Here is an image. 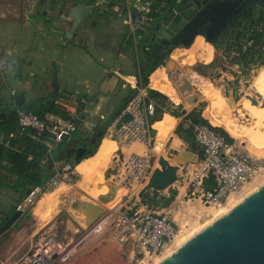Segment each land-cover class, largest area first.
<instances>
[{"label": "crops", "instance_id": "1", "mask_svg": "<svg viewBox=\"0 0 264 264\" xmlns=\"http://www.w3.org/2000/svg\"><path fill=\"white\" fill-rule=\"evenodd\" d=\"M111 1L112 5L99 7L107 12L103 15L97 12L96 0H0V106L5 100L14 99L17 105H21L44 95L55 94L51 66L53 62L57 63L60 83L55 100L57 107L69 118L75 119L83 133L100 135L101 129H104V136L94 155L80 158L74 165L69 163L78 179L70 186L75 192L87 196L91 191L102 187V181L108 182L110 179L121 183L128 179L126 186L135 185L130 181L128 157L134 152L142 153L146 147L139 143L123 146L106 137L105 132L121 115L127 98L138 85L142 65L151 69L148 90L164 94L186 111L183 113L177 107L186 115L191 111L189 109L193 102L189 103L185 99L190 94L182 99L178 96L180 93L183 95V92L172 78L179 70L178 63L174 61V68H171L168 58L175 51L191 50L198 38L205 39L204 35L197 34L189 47L177 45L165 55L166 63H158L163 58L156 52L161 43L158 28L162 21L157 23L156 20L145 29L143 39L148 38L147 46L140 45V39L137 38L135 46H131L127 38L138 29L133 23L131 10L122 0ZM79 4L90 7V10L83 13L79 28L73 36L68 37ZM200 43L202 42L199 41L193 50ZM60 49L62 53L56 59ZM192 61L199 65L206 64L197 59ZM185 69L187 68L183 72L188 75ZM196 81L205 86L202 80ZM181 121L182 117H176L168 111L162 113L153 123L154 150L155 147L175 150L188 147L186 141L175 132ZM157 122L166 125V134L159 130ZM2 139L0 136V141ZM64 141L69 142L70 147H79L71 134ZM185 157L187 158L186 155ZM66 164L56 162V172ZM170 164L177 167L172 161ZM169 188L176 191L175 198L160 211H170L179 223L192 218L194 215L184 208V203L194 200L200 205L202 200L191 198L187 185L180 180L166 190ZM17 199L18 195L12 189L2 187L0 183V209L7 211ZM41 200L42 210H46L44 197L37 204ZM18 212L16 221L23 216L22 211Z\"/></svg>", "mask_w": 264, "mask_h": 264}, {"label": "rangeland", "instance_id": "2", "mask_svg": "<svg viewBox=\"0 0 264 264\" xmlns=\"http://www.w3.org/2000/svg\"><path fill=\"white\" fill-rule=\"evenodd\" d=\"M254 1L251 0L249 4L253 5ZM254 5L256 13L263 7L262 1ZM198 39L202 43L196 50H193L196 47L194 46L191 50L175 51L168 58L178 63L179 70L172 77L175 83L179 86L186 78L193 83L192 90L183 92V95L180 93L178 96L182 99L190 94L185 98L189 103L193 102L189 110L200 109L203 117L211 125L229 133L233 138L231 143L235 149L257 161L262 167V173L258 179L246 183L239 195L231 196L221 205H208L203 202L197 205L194 200L184 203V208L190 210L191 215L194 216L181 223L175 219L178 227L176 239L166 246L161 256L146 258L144 260L146 264H156L174 252L180 242L229 211L235 203L264 183V65L244 72L239 64L230 62L226 43H220L219 47H216L207 38ZM228 39L229 37H224L222 34L216 40L228 41ZM236 54L237 52H232L231 57ZM192 59L206 64L199 65ZM185 67L188 75L183 72ZM196 79L202 80L205 86L198 84ZM246 95L256 97L258 104L249 102L245 98ZM151 100L154 104L161 102L160 99ZM169 101L178 107L173 100L169 99ZM186 146L192 151L189 144ZM187 148L180 147L175 150L169 147L165 149L155 147L152 168L146 180L136 182L129 168L130 181L135 183L134 186H126L128 179L121 183L112 179L108 181L107 178L108 182L102 181V187L91 191L89 196L75 192L72 186L65 183L46 189V192L40 194L34 204L23 212L21 219L12 220L8 224V228L0 237V255L9 262L15 261L30 249L40 232L51 230L59 235L61 243L55 264H138L142 256L134 252L133 237L128 234L122 238L123 232L125 234L127 231L131 232V221H124V217H131L136 213L161 212L163 207L155 206L153 203H143L146 193H150L153 197V191H157L150 184V180L155 170L162 169L161 158L169 163L174 162L176 156L181 153L178 151L182 149L188 151ZM186 159H193V156ZM114 166L117 168V163ZM117 188L120 192L114 195ZM171 189L173 188L158 193L168 195ZM105 194L114 197L109 202H102L100 196ZM41 197L46 199V210H42V200L37 204ZM78 201L101 205L103 211L100 218L93 224H88L86 215L73 206Z\"/></svg>", "mask_w": 264, "mask_h": 264}, {"label": "built area", "instance_id": "3", "mask_svg": "<svg viewBox=\"0 0 264 264\" xmlns=\"http://www.w3.org/2000/svg\"><path fill=\"white\" fill-rule=\"evenodd\" d=\"M110 1L96 0L95 5L108 6ZM122 1L131 10L135 27L146 29L153 24L154 11L163 7L166 0ZM155 5L159 7L155 8ZM148 98V88L136 85L121 115L105 132L106 137L116 140L123 146L139 143L146 147L144 152H134L128 157L127 164L136 182L146 180L152 168L155 142L153 119L156 116V106L152 100L147 102ZM17 114L22 130L33 129L36 136L48 134L47 144L50 152L62 141L64 134H71L77 128L73 118L55 114H47L41 118L23 110H19ZM124 117L127 119L124 120ZM193 128L196 140L203 149V157L196 155L195 160L186 162L178 172V180L187 185L191 198H200L208 205H221L231 196L239 195L246 183L260 177L262 167L259 163L249 155L237 151L223 134L208 124H196ZM210 175L214 177L216 183L213 189L207 188L204 184ZM76 179L77 175L71 164L67 163L61 170L55 172L45 185L34 187L17 209L27 211L46 189L58 187L62 183L74 184ZM124 221H131V232L127 231L126 234L123 232L122 238L128 234L133 237L134 252L142 256L138 264H146L144 260L148 257L161 256L166 246L178 235V227L170 211L136 213L131 217L125 216ZM60 249L59 235L54 231L44 230L34 239L25 254L12 262L0 255V264H55Z\"/></svg>", "mask_w": 264, "mask_h": 264}, {"label": "trees", "instance_id": "4", "mask_svg": "<svg viewBox=\"0 0 264 264\" xmlns=\"http://www.w3.org/2000/svg\"><path fill=\"white\" fill-rule=\"evenodd\" d=\"M178 0H166L163 7H159L158 11H154V21L157 23L163 21L164 14L167 10L177 3ZM262 1L263 7L258 13L255 12L256 3ZM113 2L110 1L109 6ZM97 12L106 15V11L97 7ZM153 21V23H154ZM145 29H137L133 35L127 38L128 44L135 46V38L140 39V45L147 46L149 42L145 37ZM224 37H229L228 41L212 40V44L219 47L220 43H226L228 46V58L230 62L237 63L241 66L244 72H249L256 67L264 65V0H255L253 5L249 3L243 6L235 13L233 18L228 23L223 32ZM148 37V36H147ZM161 39V38H160ZM159 39V40H160ZM161 42V40H160ZM139 45V46H140ZM237 52L231 57L232 52ZM157 54L165 52L163 58L158 60V63H166L165 55L169 50H164L159 47L156 50ZM213 64V63H212ZM151 69L142 65L141 71L138 74V84L147 87L149 83V75ZM149 98L160 99L161 102L156 103V116L153 122L158 120L163 112L168 111L176 117H182V121L177 125L176 134L186 141L192 148V151L200 158L203 157V149L196 140L193 126L196 124H208L221 134H223L229 142H233V138L224 129L215 127L205 119L200 109L194 108L188 114L183 113L169 101L167 97L156 90H148ZM133 92L127 98L124 107L133 95ZM56 94H48L39 98H35L21 105H17L14 99L5 100L0 106V136L3 139L0 141V183L1 186H7L12 189L17 195L16 203L7 211L0 209V234L7 228L8 224L17 217V206L24 200L30 191L37 186L45 185L49 179L55 174V163L64 162L74 165L78 162L75 159L76 155L70 152L69 142L60 141L54 151H49L47 140L48 134L36 136L33 129L27 128L22 130L18 123V111L23 110L38 115L44 118L47 114L61 115L69 118L68 115L55 104ZM127 117H124V120ZM76 121V120H75ZM77 123V121H76ZM188 123L189 125H186ZM72 139L76 141L78 146L86 148L81 159L92 156L96 153L100 144L101 138L104 136V129H101V134H86L80 129L77 123V128L71 133ZM205 186L213 189L216 185L214 177L210 175L205 180ZM154 196L146 193L143 198V203H153L155 206L166 207L174 200L176 191L171 189L168 195H161L158 191H153Z\"/></svg>", "mask_w": 264, "mask_h": 264}, {"label": "water", "instance_id": "5", "mask_svg": "<svg viewBox=\"0 0 264 264\" xmlns=\"http://www.w3.org/2000/svg\"><path fill=\"white\" fill-rule=\"evenodd\" d=\"M202 1V3H206L208 0ZM216 1L221 3L218 5L226 2V0ZM214 3L208 5L210 10L214 7ZM78 6L79 10L74 15L71 31L67 34L68 37L73 36L74 32L79 28L83 13L90 10V7L83 4ZM201 7L202 4L194 0H178L164 14L158 32L167 39L179 36L189 29L206 8L200 9ZM231 14L232 11L227 15L226 20ZM197 32L198 30H192L190 37L187 40H183L181 44L189 47ZM207 40L212 43L211 37L207 36ZM177 45L179 43H170L169 53ZM61 53L62 50L60 49L56 59L60 58ZM168 65L172 67L174 62L170 60ZM51 73L53 76L52 84L57 95L60 83L56 62L52 63ZM192 88L193 83L187 78L179 85V89L182 92L190 91ZM245 98L254 105L258 104V99L252 95H246ZM178 108L183 113H186L179 106ZM69 137L70 134L66 133L63 135L62 140H68ZM85 151L86 149H82L76 155V159L79 160ZM185 155L187 157L193 156V159L187 160ZM195 155L193 151H182L174 159L177 167L161 158L162 169L154 171L150 180L152 187L157 191L164 192L178 180L180 168L186 162L195 160ZM111 197L110 194L101 195L100 200L105 202ZM73 206L76 210L86 215L88 224H93L97 221L103 211L101 205L87 201H78ZM156 264H264V183L235 203L229 211L220 215L213 222L205 225L194 235L180 243L174 252L162 258Z\"/></svg>", "mask_w": 264, "mask_h": 264}, {"label": "flooded vegetation", "instance_id": "6", "mask_svg": "<svg viewBox=\"0 0 264 264\" xmlns=\"http://www.w3.org/2000/svg\"><path fill=\"white\" fill-rule=\"evenodd\" d=\"M194 1H197L198 3L202 4V7L200 9L206 7L205 10L201 12L196 21L189 27V29L185 30L179 36H173L170 39L161 36V43L158 45L159 47H163L164 50H168L170 47V43L176 42L181 44L183 40H187L190 37L192 30H198L197 34H202L205 36V38L209 36L212 40H216L219 36L223 34L225 28L227 27L228 23L233 18L235 13L238 12V10H240L243 6L248 4L251 0H226V2H224L222 5H218L221 3H218V1L216 0H208L206 3H202V0ZM213 3L215 4L213 7L214 9L212 8V10H210L208 8V5ZM231 11L232 14L229 15L228 19L226 20L227 15ZM199 41V39L196 40L192 47L197 45ZM164 53L165 52H162L158 54V56L161 57L164 55ZM82 149L86 148L82 146L73 147L72 149H70V152L72 154L77 155L79 152H81Z\"/></svg>", "mask_w": 264, "mask_h": 264}, {"label": "bare ground", "instance_id": "7", "mask_svg": "<svg viewBox=\"0 0 264 264\" xmlns=\"http://www.w3.org/2000/svg\"><path fill=\"white\" fill-rule=\"evenodd\" d=\"M154 76V75H153ZM153 78V77H152ZM161 122H162V120H161ZM166 124V123H165ZM156 125V124H155ZM157 127L159 128V130L161 131V132H163V133H165L166 134V125H162V124H160V123H158L157 122ZM120 189L119 188H117L116 189V191H115V194L114 195H118V193L120 192L119 191ZM107 195H109V194H107ZM114 196H112L109 200H107V201H105V202H109L112 198H113ZM96 231V230H95ZM181 243V242H180Z\"/></svg>", "mask_w": 264, "mask_h": 264}]
</instances>
